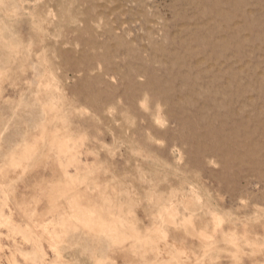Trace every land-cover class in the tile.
<instances>
[{
    "label": "rangeland",
    "instance_id": "374dc122",
    "mask_svg": "<svg viewBox=\"0 0 264 264\" xmlns=\"http://www.w3.org/2000/svg\"><path fill=\"white\" fill-rule=\"evenodd\" d=\"M0 264H264V0H0Z\"/></svg>",
    "mask_w": 264,
    "mask_h": 264
}]
</instances>
